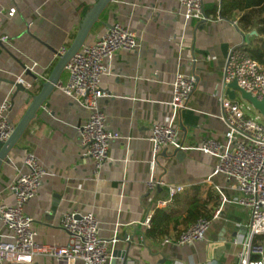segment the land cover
Instances as JSON below:
<instances>
[{
    "label": "crops",
    "instance_id": "obj_1",
    "mask_svg": "<svg viewBox=\"0 0 264 264\" xmlns=\"http://www.w3.org/2000/svg\"><path fill=\"white\" fill-rule=\"evenodd\" d=\"M220 1L202 0L203 9L210 13L204 22H185L177 0H113L107 6L85 44L113 23L129 28L139 40L137 49L117 53L101 78V89L110 96L100 99L98 107L105 115L106 128L122 137L111 142L108 161L96 175L79 144L78 131L87 114L55 89L0 170V201L7 204L14 200L6 188L26 153H33L49 172L36 196L24 206L33 220L36 244H67L69 236L59 226L62 214L91 212L98 221L100 238L108 243L109 264H237L240 247L233 243L235 225H247L249 215L235 205H227L212 221L203 242L165 244V239H176L182 233L181 226L173 230L170 225L168 236L160 241L144 235L149 228L144 222L156 211L177 219L192 199L210 196L218 204L213 185L226 186L222 176H212L213 157L167 148L158 154L155 176L186 190L166 210H157L155 203L167 198L166 191L146 188L152 160L150 129L172 120L170 86L176 73L195 81L188 109L174 118L180 143L193 148L204 138L220 139L224 133L218 119V97L227 98L222 88L225 60L230 48L240 47L253 35L245 40L246 34L235 21L211 14L213 4L219 8ZM94 2L0 0V103L10 95L9 116L14 124L32 95L16 93L8 82L20 77L32 88L25 72L33 66L30 73L47 77L58 51L68 48ZM10 10H14L11 15ZM60 79H65V73ZM125 237L128 242L121 241ZM112 239L119 240L112 243ZM115 251L125 253L124 258H113ZM32 264L56 263L38 256Z\"/></svg>",
    "mask_w": 264,
    "mask_h": 264
},
{
    "label": "built area",
    "instance_id": "obj_2",
    "mask_svg": "<svg viewBox=\"0 0 264 264\" xmlns=\"http://www.w3.org/2000/svg\"><path fill=\"white\" fill-rule=\"evenodd\" d=\"M177 2L185 22L207 21L202 0ZM13 13L14 10H10L9 15ZM244 44L228 51L223 68V83L235 81L240 89L252 97L264 100V63L251 58ZM138 45L139 40L134 32L120 23H113L91 44L81 47L66 65L63 72L65 79H60L55 86L56 90L74 101L87 114L78 131L79 144L83 149V157L91 164L96 175L109 159L111 142L122 139L118 133L106 128L105 115L98 107L100 99L110 96L101 89V78L106 73V64L117 53L133 51ZM65 51V48L60 49L56 59ZM37 77L41 82L47 78ZM15 81L25 89H30V85L20 77ZM170 88L172 120L167 125H153L148 137L152 146V160L146 188L149 191L164 189L167 194L166 199L155 203V208L166 210L186 190L184 186L167 183L163 178L155 176L156 159L163 149L196 150L213 157L216 165L212 176H222L226 186L213 185L219 203L211 219L199 218L176 239H165L164 243L186 246L203 242L212 221L220 217L227 205H235L246 210L249 215L247 225H235L237 233L233 243L240 247L236 256L237 264H264V117L261 114L260 117H249L242 112L236 99L231 101L218 97V119L224 125L222 137H207L195 147L188 148L180 143L173 123L178 113L188 109V101L195 90L194 78L178 72ZM11 108L12 101L8 95L0 103V142L8 139L15 125L9 116ZM48 175L49 172L39 159L33 153H26L15 179L6 188L13 195V203L0 201V264H32L38 256L51 259L56 264H109L108 243L100 238L98 221L91 212L62 214L59 226L69 236L67 244H36L33 220L25 214L24 206L36 196ZM144 225L149 227L150 217Z\"/></svg>",
    "mask_w": 264,
    "mask_h": 264
},
{
    "label": "trees",
    "instance_id": "obj_3",
    "mask_svg": "<svg viewBox=\"0 0 264 264\" xmlns=\"http://www.w3.org/2000/svg\"><path fill=\"white\" fill-rule=\"evenodd\" d=\"M203 13L206 18L209 17L210 13L206 7L203 9ZM211 14L226 21H235L237 28L246 35L255 33L244 44V49L251 58L259 63H264V0H221L219 8L213 4ZM31 82L32 88L27 91V94L30 92V95H35L40 90L42 82L33 79ZM217 207L216 200L214 201L210 196H207L203 200L192 199L183 215L177 219L163 213V211H156L144 235L147 239L163 240L169 234L170 225H172L173 230L177 226H181L184 231L199 218L211 219L212 211Z\"/></svg>",
    "mask_w": 264,
    "mask_h": 264
},
{
    "label": "water",
    "instance_id": "obj_4",
    "mask_svg": "<svg viewBox=\"0 0 264 264\" xmlns=\"http://www.w3.org/2000/svg\"><path fill=\"white\" fill-rule=\"evenodd\" d=\"M113 0H95L93 5L87 10V12L82 17L78 30L66 49L65 53L59 56L51 69L50 73L48 74L46 80L42 82L40 90L35 94L32 95L30 101L25 109L24 113L14 125L13 131L8 137V139L4 142H0V170L1 167L9 155V153L16 147V145L20 142L21 138L23 137L24 133L26 132L30 123L36 118L38 112L43 107L46 100L51 96V94L55 90V86L59 82L66 65L69 61L73 58V56L81 49L83 45H85L88 36L96 23H98L101 15L107 8V6ZM110 25H106L108 28ZM255 33H252V35ZM248 35L244 38L248 40ZM26 76L31 77L33 80H37V76H34L30 71L25 72ZM17 92L20 93H27V89H25L20 83H17L15 80L8 82ZM224 89V94L229 100H235L237 98V94L240 98L246 102H248L256 111H258L264 117V100H257L256 98L252 97L250 94L246 93L242 89H240L235 81L231 83L222 85ZM175 152H179V150H175ZM119 239H115L118 241ZM123 242H128L127 237L121 239ZM129 244V243H128ZM262 257L264 259V246L262 248ZM125 253L115 251L112 256L123 257Z\"/></svg>",
    "mask_w": 264,
    "mask_h": 264
},
{
    "label": "rangeland",
    "instance_id": "obj_5",
    "mask_svg": "<svg viewBox=\"0 0 264 264\" xmlns=\"http://www.w3.org/2000/svg\"><path fill=\"white\" fill-rule=\"evenodd\" d=\"M99 26V23L96 24V26L94 27V30L97 29ZM237 102L241 105V110L243 113H245L247 116L249 117H260V113L258 111H256L248 102L242 100L240 98V96L237 94V98H236ZM247 109L249 111H247Z\"/></svg>",
    "mask_w": 264,
    "mask_h": 264
}]
</instances>
